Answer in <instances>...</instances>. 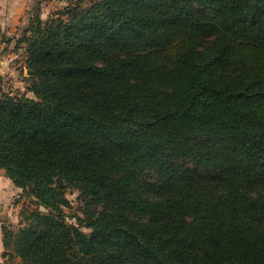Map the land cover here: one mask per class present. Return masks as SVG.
<instances>
[{
  "label": "trees",
  "instance_id": "1",
  "mask_svg": "<svg viewBox=\"0 0 264 264\" xmlns=\"http://www.w3.org/2000/svg\"><path fill=\"white\" fill-rule=\"evenodd\" d=\"M46 1L15 43L33 97L0 92V170L37 206L3 255L264 264V0Z\"/></svg>",
  "mask_w": 264,
  "mask_h": 264
},
{
  "label": "rangeland",
  "instance_id": "2",
  "mask_svg": "<svg viewBox=\"0 0 264 264\" xmlns=\"http://www.w3.org/2000/svg\"><path fill=\"white\" fill-rule=\"evenodd\" d=\"M33 2L29 1V4L27 6V10H25L26 14L23 16L17 23V26H12L11 31H9L12 34H15L16 36L14 39H18L21 36L22 30L27 26L28 19L30 18V15L33 13V8L39 4L42 0H32ZM34 3V4H33ZM37 3V4H36ZM64 2H56L55 0H50L46 2H42L40 4V15L43 20H46L47 18L53 16L58 11L62 10ZM36 4V5H35ZM11 42L9 45H12ZM12 47V46H11ZM22 46H19L16 53H14L12 58H8V65L9 68L14 67L15 73L13 75H10V72L1 74L0 75V92L5 91L9 92L13 95H20L25 94L28 97H33L32 92L27 90L28 83L25 81L24 76L26 75V69L24 68V60H25V54L23 52ZM65 197L69 201V207L64 208V211L67 215V221L71 223H75L74 215H77L79 217H83L82 214V203L80 200V191L73 187H67L64 190ZM36 204L33 203L30 199L24 198V202L21 207V211L19 212V218L17 221L10 223L8 229L10 230H17L21 228L25 224L26 216L28 213L34 209H36ZM85 231V230H84ZM9 254L6 256L8 257V262L11 264H21V259L14 255L13 251H9Z\"/></svg>",
  "mask_w": 264,
  "mask_h": 264
},
{
  "label": "crops",
  "instance_id": "3",
  "mask_svg": "<svg viewBox=\"0 0 264 264\" xmlns=\"http://www.w3.org/2000/svg\"><path fill=\"white\" fill-rule=\"evenodd\" d=\"M29 1L33 2L32 0H0V75L15 73L14 67L9 68L8 58L11 59L18 49L15 50L16 35L9 31L25 16ZM11 42L13 44L9 45ZM24 198L21 190L13 184L4 170H0V264H11L8 262V257L3 255L5 250L2 230L3 227L17 221Z\"/></svg>",
  "mask_w": 264,
  "mask_h": 264
}]
</instances>
